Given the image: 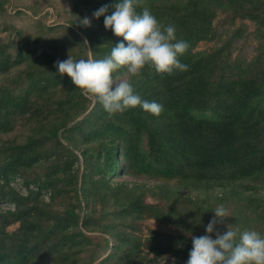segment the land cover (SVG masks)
I'll return each mask as SVG.
<instances>
[{"label": "trees", "instance_id": "1", "mask_svg": "<svg viewBox=\"0 0 264 264\" xmlns=\"http://www.w3.org/2000/svg\"><path fill=\"white\" fill-rule=\"evenodd\" d=\"M115 2L78 0L75 11L93 14ZM144 8L165 25H174L177 39L188 42L189 48L179 57L188 70L161 75L145 67L134 76L121 68L114 74L127 76L126 80L143 100L162 104L160 116L141 106L109 115L96 99L89 115L78 120L91 104V94L69 80L66 95L52 108H62L63 114L43 116L23 143L4 147L0 155V188L4 190L0 192V201L14 202L17 208L0 211V264H69L71 255L63 252L79 244L76 236L81 232L67 230L81 227V216L76 212L82 203L80 195H88L92 211L99 190L120 200L125 218L146 209L153 217L177 226L176 230L154 231L147 242L154 258H140L136 262L132 257L142 245L140 240L126 241L125 227L119 233L104 228L117 236L115 248L122 258L115 264H155L156 257L166 253L186 264L192 236L203 235L201 225L209 222L215 215L212 210L220 205L227 211L231 229L253 228L264 235V0H139L136 11L142 12ZM218 13L225 14L222 23L240 17L257 25L259 53L251 60L232 58L231 50L236 48L233 38L243 31L234 28L226 30V35L219 32L214 22ZM80 21L71 20L69 33L81 42L80 52L85 58L87 47L80 33L88 40L94 59L109 55L119 42L127 46L123 37L105 28L104 16L93 17L90 27ZM212 39L221 45L195 50L200 41ZM46 71L40 69L29 81L31 90H43L50 78L62 76L57 67L47 75ZM19 100L20 97L1 88L0 115L18 105ZM10 117L0 118L4 126L0 133L7 131ZM84 135L97 142L94 151H81L86 167L93 168V172L86 173L91 186L78 183L80 156L74 142H81ZM121 153L129 172L165 178L156 186L172 201L170 207L149 205L148 210L142 204V188L146 184L112 181L122 166L118 162ZM94 154L95 160L91 158ZM16 178L23 179L26 195L10 186ZM47 192L50 202L43 199ZM59 194H70L78 204L66 206L63 212L55 211L52 206ZM25 204L27 208L22 206ZM88 213L84 216L87 219L92 217ZM14 221H20L19 228L9 234L5 227ZM51 233L59 235L54 244L47 241ZM42 252L56 253L54 262L43 263ZM105 260L100 264H108ZM76 261L72 256L70 264Z\"/></svg>", "mask_w": 264, "mask_h": 264}, {"label": "rangeland", "instance_id": "2", "mask_svg": "<svg viewBox=\"0 0 264 264\" xmlns=\"http://www.w3.org/2000/svg\"><path fill=\"white\" fill-rule=\"evenodd\" d=\"M77 2L78 0H0V89L5 88L13 96L20 97L18 105L11 109H5L2 111L3 114L0 115V118L11 116L9 118L10 124L6 127L7 131L0 133V155L4 147L23 143L34 124L40 121L43 116L48 114L60 116L63 114L62 108L56 111H53L52 108L57 107L59 99L66 95V88H68V82L71 80L70 77L67 74H63L59 78H50V81H46L49 85L45 89L31 90L29 81L39 74V70H47L45 73L47 75L51 68H56V61L66 60L69 55L76 60L93 58L86 37L76 30L86 42L87 58L80 52L81 42L79 43L69 33L71 20H81L84 17L93 19L91 12L83 15L75 11ZM224 15L218 13L217 18L214 20L219 32L224 31V35H226V30H233L234 28H241L243 31L242 35H237L233 38L236 48H233L232 52L229 53L232 54V58L251 60L259 53L260 42L256 35L260 33L257 31V25L250 19H241L240 17H237L234 22L222 23ZM220 45V42L216 41V39L200 41L195 50H211L213 47ZM116 77L118 79H127V76ZM90 97L92 99L91 104L78 120L84 119L89 115L91 109L94 108L97 98L92 94ZM0 127H4L2 121H0ZM143 138L146 139L147 136H143ZM62 141L68 143L65 138ZM80 141L74 142V144H77L74 149L80 156L78 183L80 186H91L92 183H90V178L86 173L93 172V168L91 166L86 167L81 151L84 148L94 151L93 149L97 146V142L93 137L87 138L85 135L80 137ZM118 155V162L122 166L112 177V181L122 183L123 180H129L146 184L142 188V204L148 210L149 205H154L155 207H170L172 205V201L167 199L166 194L161 192L156 186L158 182L165 178L155 177L156 175H153V173H131L125 164L123 153ZM91 158L95 160L97 158L96 154ZM74 166L76 168L77 163ZM33 172L29 171V174ZM10 186L14 187L19 193L26 195L27 190L23 185V179L16 178L11 181ZM2 191H4L3 187L0 188V192ZM79 191L82 192V190ZM191 193L195 194L196 192ZM80 197H82L81 207L77 208L76 212L81 216L79 221L81 227L79 229L70 227L67 230L69 233L81 232L76 236L79 244L69 248L60 247L62 250L66 248L63 253L71 255L69 264L72 256L77 258L76 264H100L106 261L105 259H108V264H115L122 258V254L117 252L115 248L117 236L108 233L104 228H109L111 231L119 233L121 228L125 227L127 234L124 239L126 241L131 239L140 240L142 245L136 251L137 254L132 257L135 260L134 262L139 261L140 258H154L153 254L149 252L147 245L148 239L154 231L177 229L176 225L165 223L157 217H153L146 209L143 213L137 214L135 212V215L127 218L123 217L122 208L119 204L120 200L110 197L105 190L97 192L94 201L95 210L92 211L90 210L92 206L88 195H80ZM43 199L45 202H50L51 196L49 192L43 194ZM31 204L28 203L30 206ZM77 204V199L72 198L70 194H59L52 208L57 212H63L66 206L72 207ZM28 205L22 206L26 207ZM16 208L17 206L14 202L0 201V211H15ZM88 212L92 213V217L89 219L84 217L89 214ZM213 217L214 215L209 222ZM86 220L89 222L88 224L84 223ZM209 222L201 225L203 235L207 234L206 226ZM19 225L20 221H14L5 227V231L10 234L17 230ZM228 228H230V224L225 217L215 226V231L211 234L212 238H216V231L224 234ZM49 236L47 241L54 244L57 242L55 238H58L59 235L51 233ZM6 242L10 244V240ZM69 243L72 244V242ZM56 256V253H41V258L44 259L43 263L52 262ZM173 258H175V264L185 263L175 255L166 253L161 257H156L155 264H173Z\"/></svg>", "mask_w": 264, "mask_h": 264}, {"label": "clouds", "instance_id": "3", "mask_svg": "<svg viewBox=\"0 0 264 264\" xmlns=\"http://www.w3.org/2000/svg\"><path fill=\"white\" fill-rule=\"evenodd\" d=\"M138 4L139 0H116L93 13L97 19L104 16L105 28L123 37L127 46L124 42L117 43L102 59L76 60L69 55L55 64L58 72L67 74L76 88L94 95L109 115L137 106L154 116H160L164 110L160 103L143 100L128 80L118 79L114 74L119 69L124 68L134 76L140 75L145 67L161 75L188 70V65L179 59L189 48L188 42L177 39L175 26L165 25L147 8L138 13ZM110 9L111 14L106 15ZM80 23L90 27L91 19L84 17ZM212 211L215 215L206 226L207 234L192 236L186 264H264V235L253 228H228L224 234L216 231V238H212L215 226L228 217L223 205Z\"/></svg>", "mask_w": 264, "mask_h": 264}]
</instances>
